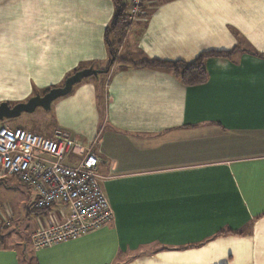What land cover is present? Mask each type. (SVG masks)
Listing matches in <instances>:
<instances>
[{"label": "crops", "instance_id": "obj_1", "mask_svg": "<svg viewBox=\"0 0 264 264\" xmlns=\"http://www.w3.org/2000/svg\"><path fill=\"white\" fill-rule=\"evenodd\" d=\"M144 8L108 72L77 83L93 106L94 86L104 91L99 119L72 136L96 142L113 219L43 246L0 238V264H24L27 249L35 264H264V0ZM114 11L113 0H0V102L60 86L81 66L107 69ZM210 51L232 53L207 57L198 85L140 64ZM33 208L21 205L28 225L68 213L56 205L33 219Z\"/></svg>", "mask_w": 264, "mask_h": 264}, {"label": "built area", "instance_id": "obj_2", "mask_svg": "<svg viewBox=\"0 0 264 264\" xmlns=\"http://www.w3.org/2000/svg\"><path fill=\"white\" fill-rule=\"evenodd\" d=\"M129 3L131 21L144 16V0ZM95 144L66 133L46 136L22 126H0V176H16L31 188L35 209L62 205L68 212L60 221L49 217L33 231L34 246L78 237L113 219Z\"/></svg>", "mask_w": 264, "mask_h": 264}, {"label": "rangeland", "instance_id": "obj_3", "mask_svg": "<svg viewBox=\"0 0 264 264\" xmlns=\"http://www.w3.org/2000/svg\"><path fill=\"white\" fill-rule=\"evenodd\" d=\"M68 75L69 74H67V76ZM99 75L102 78V75L105 74L100 73ZM96 78V76L92 75L83 78L80 82L85 83L88 81H94L97 80ZM81 85L82 84H75L69 94L55 99L52 102L51 108L44 109L42 107H38L32 113L24 112L15 118H6L0 121V126H22L28 130L41 133L46 136H50L46 133V131H48V133H55L56 131H59L70 135L79 133L82 127L87 128L88 125H92L94 123L95 118L99 119L101 116L104 93L101 84H96V87L94 86V88L99 91V101L98 103L96 101V105L94 104L95 106H93L91 102L89 103V101L85 99L84 93L81 91ZM50 87L42 90H36L32 96L38 93L43 94L45 90ZM26 100H28L27 97ZM14 103L15 102L13 100V103L10 104ZM33 125L41 126V130H36L34 127H31ZM35 201V192L20 182L16 176H0V238L8 240L6 244L13 243L17 245L23 244L24 246H30V243H32L31 233L40 228L41 225L40 223H37V225L36 223L28 225L29 223L25 219L26 216H23L24 213H22L21 205L24 203L25 206L30 208L34 206ZM7 205L12 207L14 211L12 214L13 216L8 217L4 214V210ZM30 213L31 216H33V219H35L36 215L34 212ZM7 221H10V223L8 224ZM27 252L28 253L26 254L28 257L25 258L24 256V264H35L32 258L31 249H27Z\"/></svg>", "mask_w": 264, "mask_h": 264}, {"label": "trees", "instance_id": "obj_4", "mask_svg": "<svg viewBox=\"0 0 264 264\" xmlns=\"http://www.w3.org/2000/svg\"><path fill=\"white\" fill-rule=\"evenodd\" d=\"M113 2L115 10L114 15L105 30V42L109 54L107 68H110L114 64V62L119 59L118 47L120 46L122 40L125 38L129 26L132 23L129 19L131 10L129 0H113ZM231 53L232 52L230 51H210L200 54L195 60L191 62H186L183 60L169 61L159 59H145L141 61L140 64L170 70L174 74H176L185 85L190 86L203 84L207 81L209 75L205 65V60L207 59V57L216 55L230 56ZM92 65H94V63L90 64V66ZM82 68L83 67L78 68L77 70ZM50 88L45 90V92H47ZM49 209L50 207L43 209L33 208L32 212H34L35 215H42L46 214Z\"/></svg>", "mask_w": 264, "mask_h": 264}, {"label": "water", "instance_id": "obj_5", "mask_svg": "<svg viewBox=\"0 0 264 264\" xmlns=\"http://www.w3.org/2000/svg\"><path fill=\"white\" fill-rule=\"evenodd\" d=\"M108 70L109 68L102 70L94 68L93 66L85 67L69 75L65 79L63 85L52 87L43 94H35L26 101L17 102L15 104H10L8 101H2L0 102V121L6 118L9 119L18 117L24 112L32 113L38 107L49 109L51 108L52 102L55 99L69 94L72 91L74 85L80 82L83 78L92 75L98 76L100 73L108 72Z\"/></svg>", "mask_w": 264, "mask_h": 264}]
</instances>
